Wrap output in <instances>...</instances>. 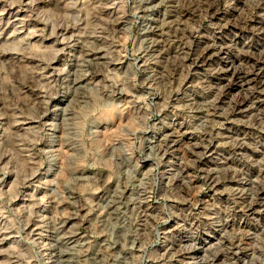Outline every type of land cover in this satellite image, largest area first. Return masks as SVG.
Returning a JSON list of instances; mask_svg holds the SVG:
<instances>
[{
	"label": "rangeland",
	"instance_id": "obj_1",
	"mask_svg": "<svg viewBox=\"0 0 264 264\" xmlns=\"http://www.w3.org/2000/svg\"><path fill=\"white\" fill-rule=\"evenodd\" d=\"M157 2L0 0V264H264V0Z\"/></svg>",
	"mask_w": 264,
	"mask_h": 264
},
{
	"label": "bare ground",
	"instance_id": "obj_2",
	"mask_svg": "<svg viewBox=\"0 0 264 264\" xmlns=\"http://www.w3.org/2000/svg\"><path fill=\"white\" fill-rule=\"evenodd\" d=\"M148 1V0H147ZM151 2H152V0H151ZM166 2H167V0H159V2H157V3H155V6H157V7H161V6H165L166 5ZM182 10H188V9H182ZM162 16V15H161ZM168 16H171L170 14H165L164 13V16H163V20H159L158 18H156V19H152V23L153 24H155V25H149V27L148 28H146L145 30H144V32L143 33H145L146 34V36L148 37L149 35H156V34H161V33H163V31H162V29H161V26L162 27H165V26H169L168 25V21H166L164 18H167ZM160 21H162L161 22V26L160 25H158L159 23L158 22H160ZM147 24V23H146ZM146 27V26H145ZM162 35V34H161ZM152 38V37H151ZM151 38H150V40H151ZM179 38V37H178ZM153 41V40H152ZM150 42L149 44L151 45L150 47H151V49H152V47H153V45H152V43L153 42ZM154 44V43H153ZM157 44V43H156ZM154 48V47H153ZM151 53V52H150ZM207 108V107H206ZM204 110V109H203ZM207 111V109L204 111V113ZM209 111V110H208ZM197 112H202V111H200V110H198ZM207 113V112H206ZM208 114V113H207ZM212 115H213V111H212ZM219 115H221V114H219ZM174 134H172V133H169V134H166L165 135V137H164V141H168L169 140V138L171 137V136H173ZM177 137H178V139H179V137H180V135H176ZM202 138V137H201ZM175 142H179V140L178 141H175ZM165 143V142H164ZM159 146H162V145H159ZM199 146H202V145H199ZM205 147V146H204ZM242 147V146H241ZM147 148H148V150H151V146H147ZM151 152V151H150ZM149 160V157H148V155H146L145 156V160ZM232 181H236L237 183H241V181H240V179L239 180H236V179H231ZM243 183V182H242ZM153 185H151V187H152ZM258 189H260V188H258ZM150 192V191H149ZM258 192V191H257ZM121 193H122V191L120 190V189H118L117 188V191H115V193H114V195L112 196V200H111V203H115L116 202V199L118 198V196L119 195H121ZM138 193V192H137ZM142 195H145V194H142ZM252 196L254 197V195L252 194ZM146 197H149V196H144V198H146ZM131 199L130 198H126V200H125V205H126V207H128V208H130L131 206H130V204H132L131 203ZM118 202V201H117ZM119 202H121L120 200H119ZM252 202H254V201H252ZM122 203V202H121ZM115 206V205H114ZM245 207V206H244ZM118 209H119V203H118V206H115V208H114V210H113V212L111 213V217L112 218H114V219H117L118 218V214H117V211H118ZM236 238V237H235ZM226 241L227 242H229L230 244H232V245H234V242H233V240H231V238H227L226 239ZM236 243V242H235ZM189 248H191V250H195V247L192 245L191 247H189ZM187 249V248H186ZM221 251V250H220ZM222 251H223V249H222ZM69 254V253H68ZM63 256H65V259H64V264H72L71 263V261H69L68 260V255H62V257ZM202 259V258H201ZM209 259V258H208ZM213 259V258H212ZM206 261V260H205ZM212 261V260H211ZM116 264H132L131 263V261H130V259H129V257L125 254L123 257L122 256H117L116 257Z\"/></svg>",
	"mask_w": 264,
	"mask_h": 264
}]
</instances>
